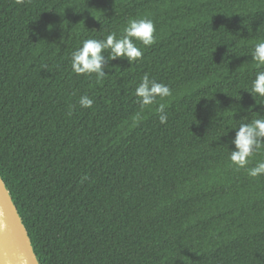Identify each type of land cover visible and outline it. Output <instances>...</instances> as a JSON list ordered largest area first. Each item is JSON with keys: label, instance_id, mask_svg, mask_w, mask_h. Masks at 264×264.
Here are the masks:
<instances>
[{"label": "trees", "instance_id": "1", "mask_svg": "<svg viewBox=\"0 0 264 264\" xmlns=\"http://www.w3.org/2000/svg\"><path fill=\"white\" fill-rule=\"evenodd\" d=\"M145 17L141 59L72 71L85 39ZM261 41L264 0H0V174L41 264H264V147L230 160L264 118ZM145 74L172 96L142 108Z\"/></svg>", "mask_w": 264, "mask_h": 264}, {"label": "clouds", "instance_id": "2", "mask_svg": "<svg viewBox=\"0 0 264 264\" xmlns=\"http://www.w3.org/2000/svg\"><path fill=\"white\" fill-rule=\"evenodd\" d=\"M25 2L26 0H16L17 4H24ZM155 31L154 22L145 17L130 19L120 38H117L115 33H110L103 40L85 39L82 46L71 54L72 71L77 75L94 73L97 81H102L108 75L103 70L106 60L122 57L131 64L141 59L143 50L137 46L136 42L138 41L146 47L151 46L156 41ZM105 52L108 53L107 57L104 55ZM251 56L257 67H264V41L255 45ZM250 93L252 96L257 94L264 97V71L257 72ZM135 94L139 98L141 107L145 108L156 104L158 97L161 101L171 97L172 90L168 85L157 82L145 74L136 87ZM93 103V99L87 95L80 97L79 104L81 107L90 108ZM165 107L166 103H159L156 109L162 124L166 123L168 119ZM139 119L140 114L137 113L136 120ZM236 129V136L232 141L235 149L231 151L230 160L238 168H245L249 162V157L264 147V118H256L250 123H241ZM262 174H264V161L248 169V175L251 177Z\"/></svg>", "mask_w": 264, "mask_h": 264}, {"label": "water", "instance_id": "3", "mask_svg": "<svg viewBox=\"0 0 264 264\" xmlns=\"http://www.w3.org/2000/svg\"><path fill=\"white\" fill-rule=\"evenodd\" d=\"M0 264H41L22 216L1 174Z\"/></svg>", "mask_w": 264, "mask_h": 264}]
</instances>
